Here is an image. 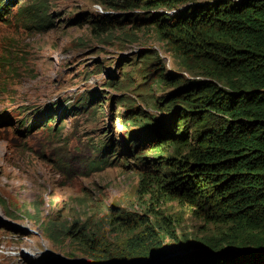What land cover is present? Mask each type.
<instances>
[{"label": "rangeland", "instance_id": "374dc122", "mask_svg": "<svg viewBox=\"0 0 264 264\" xmlns=\"http://www.w3.org/2000/svg\"><path fill=\"white\" fill-rule=\"evenodd\" d=\"M4 1L11 13L0 18V215L27 231L0 230V264H27L19 257L21 248L39 240L49 244L47 255L60 264H107L83 257L69 241L57 247L45 231L52 223L66 228L78 223L81 234L90 229L110 244L109 224L122 221L117 218H164L176 237L165 235V243L172 251L180 242L179 252L185 253L201 250L198 240L225 232L199 218L196 207L154 201L149 209V197L137 194L139 175L132 171L129 140L144 129L125 121L129 105L154 117L155 126L172 114L146 104L173 90L159 83V75L194 79L177 67L156 33L140 31L124 40L121 30L93 38L88 22L93 15H118L96 0ZM32 2L38 7L31 18L24 17L20 9ZM149 51L160 55L162 71L153 73L145 59ZM50 113L57 123L40 122ZM21 119L29 123L22 127ZM111 139L114 161L123 165L100 171L97 162L108 155L99 150ZM127 248L122 243L108 258L129 264Z\"/></svg>", "mask_w": 264, "mask_h": 264}, {"label": "trees", "instance_id": "16d2710c", "mask_svg": "<svg viewBox=\"0 0 264 264\" xmlns=\"http://www.w3.org/2000/svg\"><path fill=\"white\" fill-rule=\"evenodd\" d=\"M196 1L96 0L118 15H93L88 22L97 40L121 30L124 40L140 31L155 32L177 67L194 78L159 75V83L173 90L162 101L146 104L172 114L155 126L154 117L127 101L130 116L125 121L144 129L129 140L132 171L139 175L137 194L149 197V209L154 201L184 202L225 232L198 240L201 250L179 252V242L170 251L165 235L176 237L164 218L125 215L109 224L110 244L90 229L81 234L78 223L69 228L49 224L45 231L57 247L69 241L83 257L107 264L121 263L108 256L122 243L131 253L129 264H264V0ZM36 7L32 2L20 12L31 18ZM10 13L0 0V18ZM147 53L153 73L162 71L160 55ZM46 121L57 123L51 113L41 117L40 122ZM19 123L25 127L29 121ZM114 146L111 139L100 148V155H108L97 162L100 171L123 165L114 161ZM39 259L26 262L61 263L53 255Z\"/></svg>", "mask_w": 264, "mask_h": 264}, {"label": "built area", "instance_id": "2783aa9c", "mask_svg": "<svg viewBox=\"0 0 264 264\" xmlns=\"http://www.w3.org/2000/svg\"><path fill=\"white\" fill-rule=\"evenodd\" d=\"M50 249L51 248L46 241L39 240L38 245L28 244L27 247H22L19 253V257H21V259L26 262V260L37 258L42 253L47 254L46 252L48 250L50 252ZM34 255L37 256L34 257Z\"/></svg>", "mask_w": 264, "mask_h": 264}, {"label": "water", "instance_id": "95a60500", "mask_svg": "<svg viewBox=\"0 0 264 264\" xmlns=\"http://www.w3.org/2000/svg\"><path fill=\"white\" fill-rule=\"evenodd\" d=\"M25 228L17 225L15 222L8 220L0 215V230H4L9 233H19L21 231H27Z\"/></svg>", "mask_w": 264, "mask_h": 264}, {"label": "clouds", "instance_id": "9594fccd", "mask_svg": "<svg viewBox=\"0 0 264 264\" xmlns=\"http://www.w3.org/2000/svg\"><path fill=\"white\" fill-rule=\"evenodd\" d=\"M56 117V116H55ZM54 246V245H53ZM55 247V246H54ZM56 248V247H55ZM47 254H49V253H47ZM45 255V254H44ZM67 258V257H66ZM27 263V262H26Z\"/></svg>", "mask_w": 264, "mask_h": 264}, {"label": "flooded vegetation", "instance_id": "af4514ba", "mask_svg": "<svg viewBox=\"0 0 264 264\" xmlns=\"http://www.w3.org/2000/svg\"><path fill=\"white\" fill-rule=\"evenodd\" d=\"M55 254V253H54ZM59 256H62V255H59ZM64 257V256H63ZM66 258V257H65ZM67 259V258H66ZM68 260V259H67Z\"/></svg>", "mask_w": 264, "mask_h": 264}]
</instances>
